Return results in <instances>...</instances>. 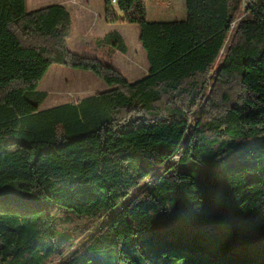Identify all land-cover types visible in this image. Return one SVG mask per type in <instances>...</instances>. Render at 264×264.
Listing matches in <instances>:
<instances>
[{
	"label": "trees",
	"instance_id": "16d2710c",
	"mask_svg": "<svg viewBox=\"0 0 264 264\" xmlns=\"http://www.w3.org/2000/svg\"><path fill=\"white\" fill-rule=\"evenodd\" d=\"M104 9L138 27L141 80L95 53L125 56L117 31L78 55L65 7L0 0V264H264V0ZM53 66L107 90L40 110Z\"/></svg>",
	"mask_w": 264,
	"mask_h": 264
},
{
	"label": "rangeland",
	"instance_id": "374dc122",
	"mask_svg": "<svg viewBox=\"0 0 264 264\" xmlns=\"http://www.w3.org/2000/svg\"><path fill=\"white\" fill-rule=\"evenodd\" d=\"M101 1L103 0H91V2L94 3ZM252 1L253 0H244V6ZM50 5H60V2L59 0H26L27 12ZM147 13L148 21L150 22L181 20L185 16L184 0H147ZM243 18L244 13L243 9H241L232 25L230 36L221 54H224L225 50L229 47V41H231L234 29ZM77 19L78 17L76 15L71 17L72 34L69 39L71 41H68V48L75 54L90 56L92 55L91 52L82 49L83 44L78 38L80 26L78 25ZM105 24L107 25L106 21ZM113 25L114 27L112 30L117 31L126 44L127 54L125 56L116 54L110 60L105 56L103 51L95 53L103 63L112 65V67L120 72L128 82L133 83L139 81L145 77L148 71L145 53L138 42L139 29L137 26L127 24ZM105 29L106 26L103 25V32H91L90 30L89 33L91 35L84 38L86 40L96 35H102L106 32ZM93 30H96V27H94ZM105 90H107V87L90 73L73 71L62 66H53L50 68L37 88L38 92L47 94V98L40 106V110H48L53 107L74 102L78 99L90 97Z\"/></svg>",
	"mask_w": 264,
	"mask_h": 264
},
{
	"label": "crops",
	"instance_id": "0c3cea01",
	"mask_svg": "<svg viewBox=\"0 0 264 264\" xmlns=\"http://www.w3.org/2000/svg\"><path fill=\"white\" fill-rule=\"evenodd\" d=\"M60 5L65 7L71 17L76 15L78 17L79 28V40L82 42V49L95 38H100L106 33L112 30L114 25L105 24L104 20V0L101 2H91V0H59ZM73 19V18H72ZM103 25L106 26L105 33L102 35H96L91 37V39H86L84 37L91 35L89 31H102ZM109 25V26H108ZM96 27V30L93 28ZM103 32V31H102ZM100 36V37H98ZM71 40H69L70 42ZM68 42V43H69Z\"/></svg>",
	"mask_w": 264,
	"mask_h": 264
},
{
	"label": "built area",
	"instance_id": "2783aa9c",
	"mask_svg": "<svg viewBox=\"0 0 264 264\" xmlns=\"http://www.w3.org/2000/svg\"><path fill=\"white\" fill-rule=\"evenodd\" d=\"M111 4L113 7H115L116 6V0H111Z\"/></svg>",
	"mask_w": 264,
	"mask_h": 264
}]
</instances>
